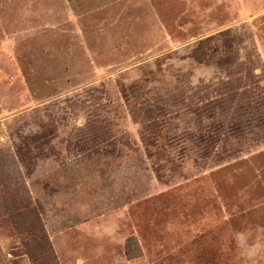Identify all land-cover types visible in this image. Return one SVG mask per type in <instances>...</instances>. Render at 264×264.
Segmentation results:
<instances>
[{
    "label": "rangeland",
    "instance_id": "rangeland-1",
    "mask_svg": "<svg viewBox=\"0 0 264 264\" xmlns=\"http://www.w3.org/2000/svg\"><path fill=\"white\" fill-rule=\"evenodd\" d=\"M0 264H264V0H0Z\"/></svg>",
    "mask_w": 264,
    "mask_h": 264
},
{
    "label": "bare ground",
    "instance_id": "bare-ground-1",
    "mask_svg": "<svg viewBox=\"0 0 264 264\" xmlns=\"http://www.w3.org/2000/svg\"><path fill=\"white\" fill-rule=\"evenodd\" d=\"M183 11V10H182ZM222 23V22H221ZM255 234V233H254Z\"/></svg>",
    "mask_w": 264,
    "mask_h": 264
}]
</instances>
